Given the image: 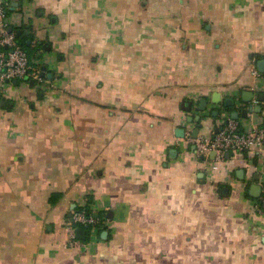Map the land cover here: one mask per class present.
Masks as SVG:
<instances>
[{"label": "crops", "instance_id": "obj_1", "mask_svg": "<svg viewBox=\"0 0 264 264\" xmlns=\"http://www.w3.org/2000/svg\"><path fill=\"white\" fill-rule=\"evenodd\" d=\"M6 1L45 71L0 94V264H264V146L213 171L187 141L262 121L264 0Z\"/></svg>", "mask_w": 264, "mask_h": 264}, {"label": "built area", "instance_id": "obj_2", "mask_svg": "<svg viewBox=\"0 0 264 264\" xmlns=\"http://www.w3.org/2000/svg\"><path fill=\"white\" fill-rule=\"evenodd\" d=\"M8 2L0 0V94L8 96L17 83L37 82L43 80L39 70L33 68L27 52L18 43L15 34L8 33V28H17L13 17L7 14ZM251 74L259 78L262 74L256 69V62L252 63ZM261 104L257 98L250 103V108ZM264 105V103H263ZM254 115L252 112L249 116ZM262 121L248 118L242 123L227 119L219 126L213 137L193 139L188 136L187 141L194 145L197 157L206 158L209 153H214L213 162L207 163L208 170H217L221 163L226 161V156L239 157L251 149H260L264 146V117ZM83 208V207H82ZM253 212L264 215V196L260 197L254 205ZM105 218L95 217L85 211H76L67 223V240L65 248L83 249L86 243L76 237V230L97 229L107 225Z\"/></svg>", "mask_w": 264, "mask_h": 264}, {"label": "water", "instance_id": "obj_3", "mask_svg": "<svg viewBox=\"0 0 264 264\" xmlns=\"http://www.w3.org/2000/svg\"><path fill=\"white\" fill-rule=\"evenodd\" d=\"M8 33H12V28H8ZM17 36H20L21 35V31H17L16 33ZM27 44H30L29 42ZM257 70L261 73V74H264V60H260L257 62ZM44 68H41V73H40V77H44ZM261 100L264 99L263 96L260 97ZM260 107H254L253 109L249 108L248 111L244 110L241 114V116L243 118H246L248 113H251V112H254V113H259L260 112ZM237 118V117H236ZM200 129V128H198ZM198 129L197 130H194L192 132V138L193 139H197L198 137ZM177 138H184V130L183 129H179V132L177 133ZM227 157H229V155H227ZM252 190L255 191V194H253L254 197H258L259 196V192H260V189L258 187H252ZM76 233L79 235V234H82L84 235L85 234V229H82V228H79L76 230ZM79 238L81 240L84 239V236L83 238H81V236L79 235Z\"/></svg>", "mask_w": 264, "mask_h": 264}, {"label": "trees", "instance_id": "obj_4", "mask_svg": "<svg viewBox=\"0 0 264 264\" xmlns=\"http://www.w3.org/2000/svg\"><path fill=\"white\" fill-rule=\"evenodd\" d=\"M7 14H8V9H7ZM19 30H20V28H13L12 32L15 34V37H16L18 43L21 45V47L27 52L28 56L30 57V51H29L30 45L27 44L29 37H26L22 33L20 36H17L16 33ZM30 60H31V57H30ZM89 207H90L89 205H86L83 208H78L77 211H85L87 214H90Z\"/></svg>", "mask_w": 264, "mask_h": 264}]
</instances>
